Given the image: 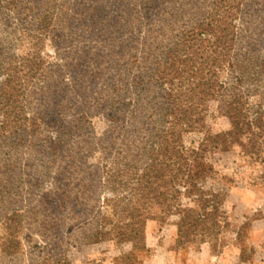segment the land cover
<instances>
[{"label":"rangeland","instance_id":"rangeland-1","mask_svg":"<svg viewBox=\"0 0 264 264\" xmlns=\"http://www.w3.org/2000/svg\"><path fill=\"white\" fill-rule=\"evenodd\" d=\"M170 2L178 8L175 18L161 8L169 6L166 0H6L7 6L0 7V59L38 61L47 86L41 90L42 85L29 83L19 91L17 104L28 116L51 105L54 90L64 85L55 63L68 66L63 71L65 85L73 86L79 70L68 56L95 71L104 67L97 56L108 54L107 46L119 44L133 47L131 52L143 60L155 41L149 37L151 31L156 38L159 26H190L199 13L214 12L219 4L218 0ZM238 2L241 13L235 23L240 34L234 52L259 44L264 58V0ZM165 36L170 32L164 31L156 41L167 43ZM71 47L75 56L69 54ZM222 78H228L227 70ZM101 87L99 79L86 90ZM229 102L227 96L209 101L201 131L170 135L165 143L173 157L177 150L186 153L185 174L208 175L198 183L205 193L223 191L217 223L207 233L197 229L180 234V210L154 206L163 188L153 175L167 167L151 159L160 149L153 130L166 131L165 122L142 125L133 120L139 111L130 108L117 124L115 109L90 107L93 115L81 131L67 137L71 144H61L56 152L47 147L57 132L44 125L24 141L1 134L0 158L9 169L0 176V264H207L210 247L209 260L215 264L264 260V163L245 155L237 139L229 137L233 128L225 112ZM60 110L65 114L62 121L77 117L78 111ZM3 117L0 112V126ZM193 150L199 151L197 160L190 156ZM126 163L133 168L132 177L121 178L118 172L127 168ZM179 190L176 204L200 212L197 193H187L183 186ZM139 204L144 208L138 210ZM15 213L20 215L17 223ZM11 223L17 228L13 240Z\"/></svg>","mask_w":264,"mask_h":264},{"label":"trees","instance_id":"trees-1","mask_svg":"<svg viewBox=\"0 0 264 264\" xmlns=\"http://www.w3.org/2000/svg\"><path fill=\"white\" fill-rule=\"evenodd\" d=\"M166 1L169 6L161 5V8L169 9L168 15L175 18L179 13L177 5L171 6L170 0ZM218 1L219 4L215 6L217 10L208 14L199 13L190 26H159L156 38V33L151 31L149 37L155 41L164 35V31L170 32V36L164 37V41H167L165 44L157 41L150 43L149 52L143 60L131 52L133 47L119 44L107 46L109 53L97 56L103 60L99 62L104 67L97 66L95 71L87 70L88 66L82 68L83 63L78 58L68 56L72 61L71 66L79 70L73 86L65 85L63 71L68 66L55 63L60 69L58 80L63 81L64 85H58L54 90L56 99L51 105H42V111H34L32 116L25 115V110L17 104V98L20 96L19 91L29 83L42 85L41 90L47 88L43 86L45 82L40 77L39 62L29 60L18 63L10 57L0 59V112L4 116L0 135L9 134L14 140L24 141L44 125L45 129L57 132L56 139L51 138V144L47 147L49 152H56L61 144H71L67 137L81 131L83 124L93 115L90 107L102 105L116 110L119 115H115L117 124L130 108L139 111V115L133 117V120L140 121L142 125L165 122L168 124L166 131L153 130L159 139L160 149L156 158L154 154L150 155L151 159L167 167V170L159 168L154 172L155 183L163 188L154 201V206L162 211H171L173 207L180 210V234L197 229L207 231L217 223L223 191L205 193L198 183L200 179L206 180L208 175L196 177L193 173H184L182 161L186 159V153L184 150H177V155L173 157L165 144L170 135L179 136L181 132L188 130L201 131L205 126L208 102L222 100L227 96L230 102L225 107V112L233 122L229 137L237 139L245 155L257 156L264 163V58L259 54V44L254 49L248 44L247 50L241 47L237 53L234 52V45L240 34L236 30L235 20L240 17L241 6L238 0ZM5 4L6 0H0V7L7 6ZM42 22H47V15L42 18ZM45 28L46 26H39L40 30ZM69 54L76 55L72 47ZM223 70L228 71L226 79L222 78ZM99 79L103 81V87L99 91L86 90L87 85ZM71 96L74 102L70 101ZM62 107L66 110L64 112L69 109L78 111L77 117L62 121L65 118L60 110ZM171 129L174 130L170 131ZM244 137H247V141H244ZM190 156L197 160L199 151L193 150ZM8 167L0 158V176L5 175ZM126 167L118 172L119 177H132L133 168L129 163H126ZM181 186L186 188L187 193H197L201 203L200 212L191 208L183 209L176 204ZM140 208L143 209L144 205L139 204L137 209ZM14 216L13 223H17L20 215L15 213ZM8 229L12 239L17 228H12L11 223Z\"/></svg>","mask_w":264,"mask_h":264},{"label":"crops","instance_id":"crops-1","mask_svg":"<svg viewBox=\"0 0 264 264\" xmlns=\"http://www.w3.org/2000/svg\"><path fill=\"white\" fill-rule=\"evenodd\" d=\"M212 254H213V251H212V249L210 247L209 250H208V252H207V257H208L207 258L208 259L207 264H215V263L210 262V260H209ZM228 264H231V263H228ZM243 264H247V263H243ZM258 264H264V260L261 259Z\"/></svg>","mask_w":264,"mask_h":264}]
</instances>
